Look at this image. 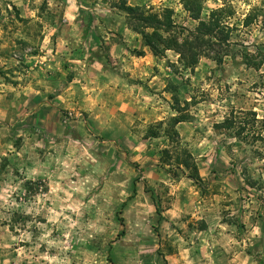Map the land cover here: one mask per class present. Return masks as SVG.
Returning a JSON list of instances; mask_svg holds the SVG:
<instances>
[{"label": "rangeland", "instance_id": "obj_1", "mask_svg": "<svg viewBox=\"0 0 264 264\" xmlns=\"http://www.w3.org/2000/svg\"><path fill=\"white\" fill-rule=\"evenodd\" d=\"M226 1L237 11L231 26L239 28L231 44L201 58L193 70L172 51L157 57L156 65L137 66H150L141 70L147 80H134L146 86L136 89L143 107L125 110L124 118L96 123L76 107L42 108L40 99L55 96L29 92V115L0 121V264H195L202 259L229 264L234 249L244 247L253 264H264V142L215 128L233 110H253L264 118V26L260 21L242 27L252 9L264 8V0ZM224 2L206 0L202 19ZM123 4L159 13L170 8L179 26L194 30L199 24L182 0H0V47L8 63L6 70L0 64V82L18 88L24 76L23 82L45 81L52 72L51 55L66 52V46L75 45L73 52L94 47L110 66L111 43L129 44L132 55L145 49L152 55L129 27ZM98 19L101 28L93 22ZM125 28L132 32L127 43L118 33ZM92 35L96 40L85 41ZM61 38L65 43L59 46ZM246 52L255 63L263 60L259 69L249 65ZM66 59L58 61L63 71L69 67ZM154 74L155 85L149 87ZM172 106L191 116L176 127L179 144L174 145ZM150 128L158 137L149 136ZM165 149L172 150L174 160H183L187 149L203 187L185 167L165 165ZM177 196L185 203L196 199L188 205L193 212L171 217ZM197 203L207 207L205 213L199 208L200 218L218 228L227 223L224 238L205 243L203 257L187 251L197 238L190 232L207 226L193 218Z\"/></svg>", "mask_w": 264, "mask_h": 264}, {"label": "crops", "instance_id": "obj_2", "mask_svg": "<svg viewBox=\"0 0 264 264\" xmlns=\"http://www.w3.org/2000/svg\"><path fill=\"white\" fill-rule=\"evenodd\" d=\"M93 22L96 24L99 23V28L103 27V20L98 19ZM118 33L125 37L123 40L124 43H127L128 41V33L132 34V32L127 28L123 31L119 30ZM115 35L116 34H113V36ZM95 38H97L95 35L90 37L87 36L85 41L90 42V40H94ZM59 40V46H61L62 43H65L62 38ZM138 42H140V40ZM68 43L73 42L69 41ZM111 44L110 61L113 62V66L109 65L108 59L101 53L96 54L97 50H95L94 47L87 46V50L79 48L77 51L73 52L71 50V47L75 46L73 45L66 46V52H62L60 49H57V51L51 55V58L53 59V63L50 64L52 72L47 73L48 77L45 81H40L37 78L35 84L28 83L27 81L23 82L24 80L22 79L25 78L24 76L19 78L21 82L18 84V88L10 87L11 85L6 82H0V121L4 120L7 122H13L17 119V117L28 116L27 106L29 104V92L41 95V98L45 95L55 96L54 99L44 102L40 99L39 104L42 108L48 106L53 108L58 106L67 110L76 107L79 109L80 113L88 114L93 121L100 124H103V121H113V118H124L125 110L129 108H133V111L136 110L135 108L137 107L142 108L143 106L140 104L142 103V100L139 98L136 89H140V92H142V90L146 89V86L136 84L134 80H137L139 77L142 81L147 80V78H144L143 76L145 74H141V70H145L146 72L150 66L145 68L142 67L141 69H138L137 66H145V64L148 63L156 65L158 58L151 55L146 49L143 50L145 55L138 57L130 53L129 50L134 48H131L129 44H127V46L126 44L118 42ZM2 52L3 49L0 47V64L5 67L6 70L8 69L6 67L8 63L4 56L5 54H2ZM65 56L67 57L66 60L69 63V67L65 68L63 71V62L58 61L63 60V57ZM160 61L162 60L160 59ZM42 70L43 67H39L37 73H40ZM59 71L61 73H59ZM156 78L157 75L154 74L149 83V87H154L151 85H155ZM157 110L161 111V109H155L154 111L157 112ZM152 114L156 116V113L153 112ZM194 201H196V199L185 203L180 198L178 199L177 196V200L175 202L177 205L173 207L174 212L173 210H170V212L172 211L174 213L170 214L172 215L171 217H176L177 215L181 216V214L187 212H193V207L189 208L188 205L193 206ZM199 204L197 203V208H195L193 218L201 220L204 219L207 228L205 230L197 228L190 232V234L196 235L197 238L195 242H191L195 244L193 246H189L187 251H194L197 256L199 252V257L200 254L203 257L201 252H203L205 243L209 245V242H212L213 236H217V238H224V230L227 229V223L219 222L218 228L211 224L207 217L203 216L200 218L199 208L202 207V211L205 213L207 207L205 208V205L200 206ZM183 250L184 249H181V252H183ZM234 250L233 257L229 264L254 263L251 259L253 257H251V253L246 249V247H244L243 250ZM175 255L176 254L171 256ZM211 258L213 257L211 256ZM203 260L204 259L200 262H195V264H204ZM190 263L191 262L188 264Z\"/></svg>", "mask_w": 264, "mask_h": 264}, {"label": "trees", "instance_id": "obj_3", "mask_svg": "<svg viewBox=\"0 0 264 264\" xmlns=\"http://www.w3.org/2000/svg\"><path fill=\"white\" fill-rule=\"evenodd\" d=\"M185 10L190 14L191 18L198 21V27L194 30L179 26L174 20V10L164 8L162 11L153 12L142 6H131L123 4L120 8L127 15L129 27L141 35L145 47H147L153 56L158 58H166L167 52H175L179 56V61L186 69H194L200 62L201 58L211 56L215 52H219L223 47L231 44V36L234 31L239 28L236 25L231 26L232 20L236 18L237 11L235 7L225 0L223 6L212 10L208 20L202 19L204 3L206 0H182ZM262 18V20H261ZM262 22L264 26V8L252 9L242 20L243 28H250L258 22ZM246 58L249 65L259 69L263 64V60L258 63L249 60L252 54L246 52ZM133 55L142 57L144 51L134 50ZM217 62L222 63L223 57L219 55ZM190 103L186 102L185 107H189ZM177 115L169 121L170 142L179 144V133L176 127L181 123L190 122V115L185 114L184 108L172 106ZM161 123L160 125H162ZM218 130L231 131L235 137L240 140L251 142H264V118L259 119L256 111H231L222 123L216 124ZM149 136L158 137V133L150 128ZM184 159L177 158L174 160L172 150H163V163L168 166L178 165L185 167L190 171L189 178L199 187H203L202 178L199 169L195 164L193 155L187 150H182ZM264 161V154L262 155ZM192 163V164H191ZM178 176V174H174ZM33 182H27V185ZM207 226H203L206 229Z\"/></svg>", "mask_w": 264, "mask_h": 264}]
</instances>
